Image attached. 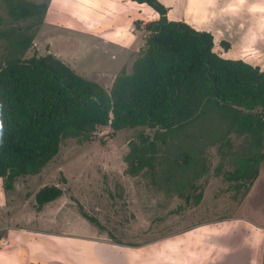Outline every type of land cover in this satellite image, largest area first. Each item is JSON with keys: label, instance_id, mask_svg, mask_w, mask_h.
Wrapping results in <instances>:
<instances>
[{"label": "rangeland", "instance_id": "1", "mask_svg": "<svg viewBox=\"0 0 264 264\" xmlns=\"http://www.w3.org/2000/svg\"><path fill=\"white\" fill-rule=\"evenodd\" d=\"M30 1L49 8L26 57L54 53L106 87L146 47L147 32L135 22L158 17L148 5L133 16L130 9V18L110 7L108 16L98 14L84 0ZM235 117L210 101L184 126L124 129L113 139L103 127L91 141L64 138L38 174L17 178L10 190L0 178V264H225L230 239L245 253L242 264H264V216L255 208L264 206V160L257 162L264 147ZM134 145L145 149L140 157ZM46 185L63 193L40 205L36 195ZM248 214L258 231L233 223Z\"/></svg>", "mask_w": 264, "mask_h": 264}, {"label": "trees", "instance_id": "2", "mask_svg": "<svg viewBox=\"0 0 264 264\" xmlns=\"http://www.w3.org/2000/svg\"><path fill=\"white\" fill-rule=\"evenodd\" d=\"M133 1L150 6L158 17L135 22L147 32L146 47L140 49L131 70L124 67L112 75V84L106 87L78 74L54 53L26 57L49 5L4 0L6 14H0V43L5 45L0 55V178L5 190L13 188L19 177L38 174L59 153L64 138L91 141L107 126L112 139L124 129L184 126L196 120L201 107L210 101L234 112L237 121H247L242 133L253 134L258 148L264 147V70L221 56L211 32L169 20L168 8L159 0ZM221 46L229 49L230 43L221 41ZM138 136L147 143L149 136L144 132ZM134 146L138 156L145 150ZM263 160L264 152L257 162ZM139 163L143 167L147 162L140 159ZM138 170L135 166L130 171ZM257 177L258 170L250 176L247 192ZM62 193L60 186L46 185L36 199L43 205Z\"/></svg>", "mask_w": 264, "mask_h": 264}, {"label": "crops", "instance_id": "3", "mask_svg": "<svg viewBox=\"0 0 264 264\" xmlns=\"http://www.w3.org/2000/svg\"><path fill=\"white\" fill-rule=\"evenodd\" d=\"M159 1L168 8L167 17L169 20L184 21L196 30L211 32L216 43L215 50L219 52L221 56L231 59H242L254 66H260L262 70H264V0ZM83 2L85 8H89V10H91L90 5L93 3V5H91L92 11L94 10L98 12V14L104 13L103 15H106L105 13L109 12L106 11L105 8L110 7L111 10L115 9V11H117L116 13H126V17H130L131 12L133 16L135 14V9H139L140 6H142L133 0H84ZM130 9L133 10L130 12ZM110 14H112V12ZM122 15L123 14H120L119 16ZM237 33H239L238 36L236 35ZM126 37L128 38L129 35L123 36V38ZM221 41H228L230 43L229 49H220L218 42ZM261 180L262 177L257 179V186L258 182ZM255 208L264 216V206L259 205ZM244 218L246 219L244 220L245 222L235 221V219H233V223L236 222L237 224V222H241L242 225H240V227L249 232H251L253 228L256 229L255 227H259L249 214ZM230 221H232L231 218ZM261 239L263 240V237H261ZM0 243L3 244V241ZM224 246V251L230 254L225 258L226 261L228 260L227 263L232 264L236 259H239V263H243L242 259H244L245 253L244 251L233 248L234 245H232L231 239L229 240V245L225 243ZM227 246L229 248H227ZM247 253L250 255V252Z\"/></svg>", "mask_w": 264, "mask_h": 264}]
</instances>
